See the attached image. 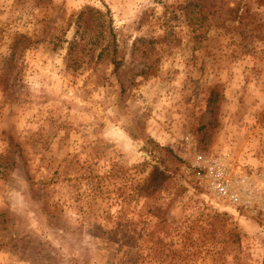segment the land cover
Instances as JSON below:
<instances>
[{
  "label": "rangeland",
  "instance_id": "obj_1",
  "mask_svg": "<svg viewBox=\"0 0 264 264\" xmlns=\"http://www.w3.org/2000/svg\"><path fill=\"white\" fill-rule=\"evenodd\" d=\"M226 5L0 0V264H264V1Z\"/></svg>",
  "mask_w": 264,
  "mask_h": 264
},
{
  "label": "trees",
  "instance_id": "obj_2",
  "mask_svg": "<svg viewBox=\"0 0 264 264\" xmlns=\"http://www.w3.org/2000/svg\"><path fill=\"white\" fill-rule=\"evenodd\" d=\"M203 4L204 7H207L209 11L205 15L204 21H207V16L218 17L220 8L223 9L224 13L232 12V9L227 6L228 0H196ZM264 1V0H257ZM218 4H221L218 7ZM225 9V10H224ZM201 12V11H200ZM105 15L101 13L97 9L93 8H84L79 11L74 18L73 25L75 27L74 35L71 43L73 45L81 44L83 41H88L91 44V47L95 46L99 52L97 54V59L101 57L102 53L109 47L108 44H103V32L106 29L107 21L104 17ZM110 37L112 41L114 40V34L112 31V22L110 20ZM21 39H25V37L21 36ZM20 39V40H21ZM141 39L137 40L134 43L132 52L135 53L140 49ZM113 43V42H112ZM111 44V43H110ZM17 48L16 43L11 47V50L15 52ZM110 51L114 52V46L111 45ZM112 55V54H111ZM111 61H114L112 58ZM113 63V62H112ZM118 68V64L115 63V69ZM170 178V172L166 169H162L159 166H153L152 171L148 173V175L144 178L141 186L139 187V194L144 197L151 196L156 191L160 190L165 182Z\"/></svg>",
  "mask_w": 264,
  "mask_h": 264
},
{
  "label": "built area",
  "instance_id": "obj_3",
  "mask_svg": "<svg viewBox=\"0 0 264 264\" xmlns=\"http://www.w3.org/2000/svg\"><path fill=\"white\" fill-rule=\"evenodd\" d=\"M211 188L222 196H227L233 203L239 200L238 193L230 192V186L225 171L220 164L211 161L207 167ZM243 181V179H241ZM241 181V182H242Z\"/></svg>",
  "mask_w": 264,
  "mask_h": 264
}]
</instances>
